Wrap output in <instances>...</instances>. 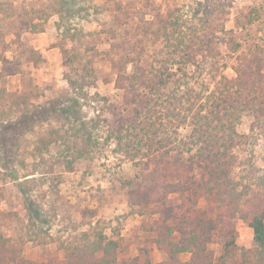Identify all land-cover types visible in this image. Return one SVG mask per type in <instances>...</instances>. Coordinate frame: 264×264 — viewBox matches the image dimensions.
<instances>
[{
    "label": "rangeland",
    "instance_id": "rangeland-1",
    "mask_svg": "<svg viewBox=\"0 0 264 264\" xmlns=\"http://www.w3.org/2000/svg\"><path fill=\"white\" fill-rule=\"evenodd\" d=\"M168 13L186 22L203 18L210 24L207 31L222 37L216 41L219 55L210 60L226 64L222 72L228 78L235 77L234 67L253 54L255 45L264 48V0H0V92L5 91L0 99V112H5L0 117V210L8 214L0 222V232L25 259L37 264L49 258L63 261L64 246L83 243L82 233L92 235L94 230L121 238L126 252L119 259L133 257L138 240L145 236L141 227L158 220L159 214L149 213L153 202L129 205L127 199L131 189L143 190L151 181L145 178L144 162L154 153L148 155V141L140 146L127 136L118 147L109 136V126H117L131 110L123 101L124 90L115 85L111 60L122 52L113 44ZM59 44L67 50L64 56ZM32 50H38L44 61L29 62ZM66 77L77 83L83 78L84 95L77 93L78 86L71 88ZM9 92L25 95L27 110H22V103L19 109L9 108ZM15 121L25 126L17 137ZM236 129L247 138L232 149L234 177L260 192L264 115L254 119L244 112ZM53 130L56 133L50 134ZM50 136L54 141L47 150L35 151L38 138ZM133 146L141 148L136 151ZM72 158L68 170L65 165ZM158 184L154 182L155 194ZM178 194L169 192L166 198L179 204ZM204 196L195 205L204 210L202 216L226 219L225 206ZM246 198L244 209L258 200L251 191ZM229 221L236 244L253 248L247 221L237 216ZM226 238L215 236L206 245L214 258L224 253ZM149 246L153 261H165L160 260L161 253L168 259L154 244ZM190 255L181 252L178 259L187 261ZM245 258L234 264H262L255 255Z\"/></svg>",
    "mask_w": 264,
    "mask_h": 264
},
{
    "label": "trees",
    "instance_id": "trees-1",
    "mask_svg": "<svg viewBox=\"0 0 264 264\" xmlns=\"http://www.w3.org/2000/svg\"><path fill=\"white\" fill-rule=\"evenodd\" d=\"M168 14L144 28L139 25L134 38L127 35L113 44L122 52L111 60L116 71L115 85L124 90L123 101L131 110L117 126H109V136L118 147L127 136H133L138 143L148 141V155L154 153L144 162L148 173L145 178L151 181L145 182L143 190L131 189L127 199L129 205L147 206L153 202L155 206L149 213L159 214L158 220L141 227L145 236L138 240V254L134 257L126 254L119 259L126 252L121 238L94 230L92 235L82 233L83 243L64 246L63 261L49 258L40 264H234L245 262L246 254L257 256L258 262L264 264V176L258 178L257 187H263L260 192L252 190L250 183L235 179L236 156L232 152L247 138L236 129L242 114L248 112L254 119L264 115V48L255 45L253 54L234 67L235 77L228 78L222 72L226 64L219 66L210 60L219 55L216 41L222 39L207 31L210 24L203 18L186 22L181 16ZM58 47L64 56L66 48L62 44ZM27 59L34 65L44 61L38 50H32ZM66 79L71 88L78 86L77 93L84 95L83 78L78 83ZM4 93L0 92V99ZM8 98L9 108L19 109L22 103V110H27L25 95L9 92ZM4 114L1 111L0 117ZM13 125L17 126L13 127L16 137L24 132L25 126L18 121ZM180 128L186 132L181 134ZM52 141L51 136L38 138L35 151L47 150ZM140 146L133 148L138 151ZM186 153L189 155L185 157ZM73 159L66 162L68 170L72 169ZM250 191L258 200L244 209ZM169 192H178L181 203L167 200ZM202 195L211 203L223 204L227 220L221 215L215 219L203 217L204 210L195 206ZM166 204L170 207H164ZM209 211H213L212 205ZM6 215L0 210V222ZM236 216L252 229L253 248L236 244L234 224L229 221ZM176 234H180L177 240ZM215 236L227 237L224 253L218 258L206 248ZM152 244L168 259L153 262ZM16 249L0 232V264H37ZM181 252L191 254L187 261H179Z\"/></svg>",
    "mask_w": 264,
    "mask_h": 264
},
{
    "label": "crops",
    "instance_id": "crops-1",
    "mask_svg": "<svg viewBox=\"0 0 264 264\" xmlns=\"http://www.w3.org/2000/svg\"><path fill=\"white\" fill-rule=\"evenodd\" d=\"M154 252H155V251H153V254H154ZM137 254H138V253L135 252L134 255H132V256L134 257V256H136ZM162 254H163V253H161V258H160V260H166V256H165L164 254H163V255H162ZM160 260H159V261H160ZM153 262H155V261H153Z\"/></svg>",
    "mask_w": 264,
    "mask_h": 264
}]
</instances>
